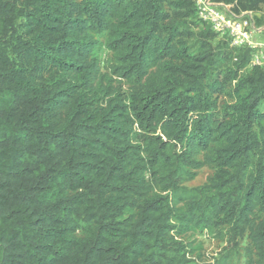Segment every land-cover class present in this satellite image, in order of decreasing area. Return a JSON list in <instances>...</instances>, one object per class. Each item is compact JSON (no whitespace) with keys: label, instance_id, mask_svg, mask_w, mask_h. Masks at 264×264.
Wrapping results in <instances>:
<instances>
[{"label":"trees","instance_id":"16d2710c","mask_svg":"<svg viewBox=\"0 0 264 264\" xmlns=\"http://www.w3.org/2000/svg\"><path fill=\"white\" fill-rule=\"evenodd\" d=\"M196 12L0 0V264H200L181 237L226 229L264 264V69Z\"/></svg>","mask_w":264,"mask_h":264},{"label":"rangeland","instance_id":"374dc122","mask_svg":"<svg viewBox=\"0 0 264 264\" xmlns=\"http://www.w3.org/2000/svg\"><path fill=\"white\" fill-rule=\"evenodd\" d=\"M200 2V3H199ZM240 0H234L232 3L233 6L231 7L230 11L227 13L228 18L236 19L237 21L243 22L248 20V22H252V18L257 26H260L264 23V4L260 6V9L253 10L254 14L241 16V7H240ZM207 3L205 0H196V16L191 21V28L196 32L198 30V25L200 28L204 26L203 22H206L211 28L213 29L212 21L210 20L211 12L210 11H202L199 7L204 8L203 4ZM228 3V2H227ZM232 13L236 14V17L233 16ZM251 33L250 42H258L259 44V51H263V54L260 57V61L262 62V67L264 69V31H254L251 27L248 30ZM233 38L228 33H217V37L214 41V45H218L220 41H227V43L232 42ZM191 45L196 43V40L193 37L188 39ZM231 46V45H230ZM248 48L249 46L246 45ZM252 54L255 53L252 47ZM254 65L251 62L250 68ZM103 72H107L106 69H103ZM124 88L126 86L124 85ZM220 99L226 100L230 102V98L225 95H221ZM215 168L212 166H204L197 171V175L195 179L191 181H187L184 183V186L188 188H197L205 184L210 177H212ZM179 206V205H178ZM232 233L229 229L223 230L222 235L218 233H211L207 232L206 230H198V231H191L184 234L181 238L185 244L195 248L194 253H192L191 258L200 264H221L220 260L227 256V260L229 264H252L249 260L245 248L248 244V240L246 235L242 237H233Z\"/></svg>","mask_w":264,"mask_h":264},{"label":"built area","instance_id":"2783aa9c","mask_svg":"<svg viewBox=\"0 0 264 264\" xmlns=\"http://www.w3.org/2000/svg\"><path fill=\"white\" fill-rule=\"evenodd\" d=\"M207 3H204V8H200V10L210 11L211 17L210 20L212 21V27L216 33H228L231 38H233L230 45L233 47H254L253 49L256 50L255 53L252 54L251 62L253 65L261 66L262 62L260 61V57L263 54V51H259V44L258 42H250L251 33L248 31L250 27L254 31H264V23L260 26H257L253 16V10H241V16L251 15L252 22H248L245 20L243 22L237 21L236 19H232L231 17H227V13L230 11L231 7L233 6L232 3H227L221 0H205ZM200 3V2H199ZM233 16L236 17L235 13H232Z\"/></svg>","mask_w":264,"mask_h":264}]
</instances>
